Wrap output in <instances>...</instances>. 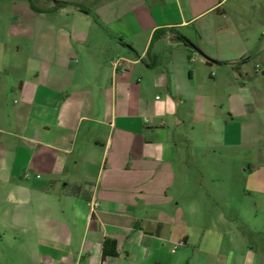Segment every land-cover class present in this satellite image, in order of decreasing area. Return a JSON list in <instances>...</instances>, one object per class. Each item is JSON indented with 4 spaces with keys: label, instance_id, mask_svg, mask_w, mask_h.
Masks as SVG:
<instances>
[{
    "label": "crops",
    "instance_id": "0c3cea01",
    "mask_svg": "<svg viewBox=\"0 0 264 264\" xmlns=\"http://www.w3.org/2000/svg\"><path fill=\"white\" fill-rule=\"evenodd\" d=\"M56 1L68 5L51 2L49 9L72 15L73 26L22 28L0 36V260L172 264L174 248L183 247L196 229L188 220L203 188H193L191 196L190 167L206 144L192 134L204 120L203 96L193 91L197 112L189 124L185 106L192 92L182 73L188 67L193 78L203 64L235 70L245 59L247 53L236 54L223 25L238 5L234 0ZM11 34L26 40L12 42ZM22 48L30 49L25 58ZM193 51L205 59L189 67ZM227 96L239 106H230L229 119L223 120L230 128L226 136L214 140L224 154L214 167L244 174L246 188H217L214 203L236 204L239 198L247 203L256 196L253 209H264V164L254 163L264 93ZM256 157L264 161V149ZM239 206L232 207L236 213ZM218 219L235 221L223 213ZM105 239L117 242L116 257L102 258ZM255 248L247 243L243 251L258 256Z\"/></svg>",
    "mask_w": 264,
    "mask_h": 264
},
{
    "label": "rangeland",
    "instance_id": "374dc122",
    "mask_svg": "<svg viewBox=\"0 0 264 264\" xmlns=\"http://www.w3.org/2000/svg\"><path fill=\"white\" fill-rule=\"evenodd\" d=\"M234 1L238 7L232 11L223 25L228 26L227 40L235 42L232 46L237 50L236 54L247 53L245 59L238 60L235 70L222 64H213L210 68L203 64L194 71L193 78L189 77L188 67L182 73V83L192 92L185 106L189 124L194 125L193 119L197 112L193 102V91H198L203 96L199 114H203L204 120H200L196 130L193 128L192 134L204 138L206 144L196 166L190 167L191 196L193 188H203L198 194L199 208L188 220V226L196 228V231L190 230L189 240L183 247L174 248L176 253L172 255V264H264V209H253L257 197H252L247 203L241 198L236 204H233L235 201H224L225 204L219 201L217 204L214 203L217 188H246L244 174L235 173L233 170L225 174L215 169L216 162L222 159L224 154H219V144L214 140L226 136L224 132H228L230 128L224 127L223 120L229 119L228 109L236 103H229L227 95L242 90H258L264 93V0ZM51 2L55 3L56 0H0V36L5 37L10 34L9 30L22 28L32 30L37 29L38 26H73L74 17L49 9ZM36 37L37 33H35V41ZM10 38L15 43L26 40L25 36L17 34H11ZM31 39L28 38L27 42L32 41ZM21 51L25 58L30 49ZM191 57V61L187 63L189 67L197 65L198 59L201 58L203 61L205 59L197 51H193ZM236 105L239 106V103L237 102ZM263 112L264 105L260 104L257 130L259 144L254 150V163L261 164H264V161H257L256 155L259 150L264 149ZM238 124L234 128L238 129ZM240 153L242 151L239 149L238 157L243 156ZM241 165L239 161L238 168ZM202 197L204 199L201 203ZM240 204L243 209H238L236 213L232 207H240ZM220 213L227 218L235 219L232 221L234 223H220L218 221ZM247 243L255 245L254 251H258V256L246 255L243 250ZM1 258L3 261L0 260V264H6L4 257Z\"/></svg>",
    "mask_w": 264,
    "mask_h": 264
},
{
    "label": "trees",
    "instance_id": "16d2710c",
    "mask_svg": "<svg viewBox=\"0 0 264 264\" xmlns=\"http://www.w3.org/2000/svg\"><path fill=\"white\" fill-rule=\"evenodd\" d=\"M56 4L59 7L68 5V3L57 2V1H56ZM73 6H75L76 8H78L80 11L84 13H89V11L83 6H80V5H73ZM179 39L182 42L188 43V40L184 38L183 36H180ZM116 256H117V242L115 240L105 239L102 244V258L106 259L108 257H116Z\"/></svg>",
    "mask_w": 264,
    "mask_h": 264
},
{
    "label": "built area",
    "instance_id": "2783aa9c",
    "mask_svg": "<svg viewBox=\"0 0 264 264\" xmlns=\"http://www.w3.org/2000/svg\"><path fill=\"white\" fill-rule=\"evenodd\" d=\"M96 207H97V204H92L91 206L92 210H95Z\"/></svg>",
    "mask_w": 264,
    "mask_h": 264
},
{
    "label": "water",
    "instance_id": "95a60500",
    "mask_svg": "<svg viewBox=\"0 0 264 264\" xmlns=\"http://www.w3.org/2000/svg\"><path fill=\"white\" fill-rule=\"evenodd\" d=\"M188 44H190L191 46H193V44L192 43H190L189 41H188ZM194 47V46H193Z\"/></svg>",
    "mask_w": 264,
    "mask_h": 264
}]
</instances>
